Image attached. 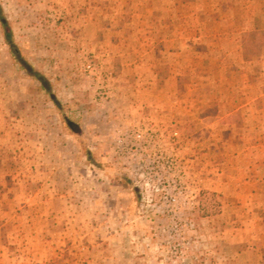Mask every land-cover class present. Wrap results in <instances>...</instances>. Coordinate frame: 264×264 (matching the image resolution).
<instances>
[{
  "label": "rangeland",
  "instance_id": "374dc122",
  "mask_svg": "<svg viewBox=\"0 0 264 264\" xmlns=\"http://www.w3.org/2000/svg\"><path fill=\"white\" fill-rule=\"evenodd\" d=\"M0 7V264H264V0Z\"/></svg>",
  "mask_w": 264,
  "mask_h": 264
},
{
  "label": "trees",
  "instance_id": "16d2710c",
  "mask_svg": "<svg viewBox=\"0 0 264 264\" xmlns=\"http://www.w3.org/2000/svg\"><path fill=\"white\" fill-rule=\"evenodd\" d=\"M0 22L4 28L5 37L10 45V47L15 50V45L12 39V31L9 27L8 21L6 20L5 16L3 15V10L0 7ZM217 195L210 192H202L201 193V216L202 217H212L216 216L221 213V204L216 200Z\"/></svg>",
  "mask_w": 264,
  "mask_h": 264
},
{
  "label": "water",
  "instance_id": "95a60500",
  "mask_svg": "<svg viewBox=\"0 0 264 264\" xmlns=\"http://www.w3.org/2000/svg\"><path fill=\"white\" fill-rule=\"evenodd\" d=\"M69 126L72 128V130L75 132V133H77V134H80L81 133V129L77 126V125H75V124H73V123H69Z\"/></svg>",
  "mask_w": 264,
  "mask_h": 264
},
{
  "label": "built area",
  "instance_id": "2783aa9c",
  "mask_svg": "<svg viewBox=\"0 0 264 264\" xmlns=\"http://www.w3.org/2000/svg\"><path fill=\"white\" fill-rule=\"evenodd\" d=\"M136 139H137V140H142V135H141V134H137V135H136Z\"/></svg>",
  "mask_w": 264,
  "mask_h": 264
}]
</instances>
